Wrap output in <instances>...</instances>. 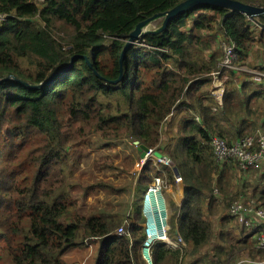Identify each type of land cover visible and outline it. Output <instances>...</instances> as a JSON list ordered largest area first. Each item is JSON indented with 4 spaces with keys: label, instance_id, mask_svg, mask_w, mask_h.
<instances>
[{
    "label": "trees",
    "instance_id": "obj_1",
    "mask_svg": "<svg viewBox=\"0 0 264 264\" xmlns=\"http://www.w3.org/2000/svg\"><path fill=\"white\" fill-rule=\"evenodd\" d=\"M183 1L42 0L38 5L36 0H0V264H63L67 250L85 248L86 243L95 250L92 264H145L139 256L140 206L134 204L128 217L106 211L85 215L71 196L68 176L78 164L73 152L89 144L91 135L131 139L168 159L178 171L183 200L178 208L169 202L179 212L177 221L169 219V233L170 238L180 237L186 249L156 242L153 264H184L186 256L194 258L190 264H199L208 255L206 246L211 260L204 264H234L241 248L248 249V258L264 256L252 248L256 241L238 240L226 231L232 221L225 214L227 204L239 192L247 195V190L264 207V189L251 190L248 179L255 175L260 181L264 171H229L239 177L240 188L232 198L226 195L228 168L215 163L209 138L232 141L225 134L232 136L233 131L223 134L221 121L242 127L248 124L243 115L251 111L249 100L246 105L226 90L221 105L212 97L208 75L217 60L208 57L212 46L207 45H213L209 35L217 33L218 25L245 53L240 56L245 60L251 45L264 50V31L256 35L238 12L195 7L173 18L162 32L139 37L126 52L120 81L113 83L134 28ZM235 1L264 7V0ZM196 31L208 37L201 39ZM73 56L79 58L67 72L46 86L31 88L66 69ZM203 88L207 91L201 93ZM201 96L211 98L210 104L204 106ZM184 107L197 113L201 124L191 115L175 140L163 142L162 123L174 108ZM236 133L243 137L244 128ZM92 167L114 168L107 158L93 161ZM163 169L175 188L172 169ZM155 174L153 163L146 162L134 180V202ZM214 188L224 200L223 211L212 198ZM217 212L224 216L215 232L207 215ZM125 219L130 221V240L115 234Z\"/></svg>",
    "mask_w": 264,
    "mask_h": 264
},
{
    "label": "built area",
    "instance_id": "obj_2",
    "mask_svg": "<svg viewBox=\"0 0 264 264\" xmlns=\"http://www.w3.org/2000/svg\"><path fill=\"white\" fill-rule=\"evenodd\" d=\"M243 15V14H242ZM249 26L256 35L264 31V19H250L245 16ZM3 17L0 16V20ZM212 34V33H211ZM217 40V49L219 56L215 69L208 75L211 77L212 94L215 101L221 105L224 93V86L227 81L234 83H253L257 85L264 84V69L252 68L246 60L240 58L245 53L230 39H227L222 29L212 34ZM134 45V44H133ZM167 52V49H162ZM192 117L196 122L199 118L196 114ZM209 145L213 154L215 163L220 166H226L228 169L246 174L249 171H264V133L256 131L248 136L237 138L228 142L225 138L214 135L209 138ZM154 152L148 149L143 159H139L137 166L141 168L147 161L153 162L157 174L152 182L144 191L141 202L140 212L143 218L141 225L143 229L142 245L139 250V256L145 264H153L152 247L156 242L164 244L168 249L185 250L186 246L180 237L177 241L169 239L170 232L169 219L170 209L167 205V199L164 192L168 190V177L165 170L158 166L170 167L168 159L165 157L155 158ZM174 177V176H173ZM176 187L181 184L179 177H174ZM212 198L217 205L224 203L222 195L218 188H214ZM222 206V205H221ZM230 219L240 225L241 228L254 233L255 249L264 251V208L252 197L239 193L227 204L225 213ZM130 221L125 219L120 226L115 229L117 236L126 237L129 240ZM91 250V245H87ZM71 264H84L83 262ZM234 264H264L262 258H248L247 256L236 260Z\"/></svg>",
    "mask_w": 264,
    "mask_h": 264
},
{
    "label": "rangeland",
    "instance_id": "obj_3",
    "mask_svg": "<svg viewBox=\"0 0 264 264\" xmlns=\"http://www.w3.org/2000/svg\"><path fill=\"white\" fill-rule=\"evenodd\" d=\"M36 1L38 5H40L42 2V0ZM161 23V19L156 20L149 24L146 29H157V27H159ZM215 29L219 32L218 25H215ZM194 33L195 35H199L201 39H205L206 37H208V34L206 32L196 31ZM209 41L212 43L211 38H209ZM207 45L209 46V48L212 46L208 51V57L213 53L214 56L217 57L216 45H214V43L213 45H210L209 43ZM214 106L215 105L213 102V107ZM250 108L254 112V115L251 114V116L247 119L249 125L243 137L258 131L255 129H257V127H263L264 125V108L262 107L260 102H252L250 104ZM175 112V116L171 118L168 117L167 120L161 125L160 135L163 142H166V140L170 138L175 140V138L178 136L179 128L183 127L185 121L191 116V114L187 115L186 113H184V111L181 110H176ZM191 112L195 113L193 111ZM256 114H259V117H257ZM244 116L246 115L244 114ZM199 119L200 121L196 123L201 124V118ZM221 125H223V129L225 131H229L227 130L228 125L225 124L224 121H221ZM225 133L227 132H223V134ZM208 134L210 136L213 135L211 133ZM87 141L89 142V144L85 142V144L81 145V147L77 151L73 152V158L76 159V163L78 164L74 168L73 172L68 176V183L69 185L73 186V188H70V193L72 198H74V200L76 201L79 212L85 215H91L93 213H98L99 211H106L108 213L121 215L118 212H122L126 213L125 216L128 217L133 205H140L141 197L143 195V193L139 194L137 196L138 200L134 202V200L136 199V196H134L133 192L135 188L134 180L137 177L138 172L145 165L144 164L141 168L137 166L141 157V154L138 151L139 146L134 145V142H132L131 139L118 141L102 140L98 135L89 136L87 138ZM154 157L161 158V155L155 153ZM99 158H107L108 163H112L114 168H105L102 171L94 170L92 167V162L98 160ZM158 167L163 169L162 166ZM226 179L232 180V177L229 174L227 175L226 173ZM98 184L102 185L103 187H98ZM181 187L183 188L182 183L179 184L178 188H170L169 186L168 190L164 192V195L167 199V205L170 209L171 218L175 219L176 221L179 216V212L176 211V208L178 207L175 205L176 208H174V206L172 204H169V202H175L179 199L181 195ZM116 189H121V191H115ZM235 192L236 191H232V189L228 187L226 195L231 197ZM219 207L220 208H218V211H223L222 206ZM219 215V212H217L216 214L208 213L207 215V218L213 224V231L215 232L219 231ZM226 230L234 232L236 229L233 230L231 229V226H228ZM231 235L233 238H235L234 233H231ZM168 237L169 239L172 238H170V233L168 234ZM216 237L217 233L214 234V238L212 240H215ZM171 240L177 241V236H174ZM208 248L209 246H206L203 250L204 253L208 254L207 257H204L203 262L199 264H204V262H209V260H211ZM245 249L247 248H241V251ZM84 250H86V257L81 261L80 259L78 261V258L81 256ZM237 250L238 249H236V257L238 258L236 260L246 257V254H244V252H241L239 250L238 253ZM94 252L95 250L93 246L91 250H88L87 247L69 249L65 252L62 261L63 264L78 263L83 261H85L84 264H92ZM1 256L2 252L0 250V257ZM184 258V264H190L194 261V258L192 257L186 256ZM228 258L229 255L227 256V258H223L221 261H225V259L228 260Z\"/></svg>",
    "mask_w": 264,
    "mask_h": 264
},
{
    "label": "crops",
    "instance_id": "obj_4",
    "mask_svg": "<svg viewBox=\"0 0 264 264\" xmlns=\"http://www.w3.org/2000/svg\"><path fill=\"white\" fill-rule=\"evenodd\" d=\"M258 35H260V34H258ZM209 36H212L214 38V42L213 43H214V45H216V53H217L216 60H217V58L219 56V52H218V49H217V40H216V38H215L214 35H209ZM212 55H214V53ZM245 60L249 63L250 66H252V68H259L260 67V68L264 69V50L263 49H260V47L257 46L256 44L251 45L250 50L247 52V55H246ZM225 90L227 92L233 93V95H234V97L236 99H239L242 103H246V105H247V101L249 100V102H248V109L251 112H249V114L246 113L247 118H249L251 116V114L254 115V112L250 108V104L252 102H256V103L260 102V104L264 108V84L263 85H257V84H253V83H247L245 81L244 82H241V83H236V82L234 83L233 81L230 80V81H227L225 83L224 91ZM205 91H207V88H203L200 92L203 93ZM201 98L203 99V105L204 106H206L207 104L208 105L210 104V99L211 98H209V97H206L205 98L204 96H201ZM212 100H213V98H212ZM245 109H246V106L243 107L244 113H245ZM176 110L177 111L178 110L184 111V113H186L187 115L189 114V111L190 112L192 111V110H188L187 107H184V108H174L173 111H172V113L168 117L171 118V117L175 116V113H176L175 111ZM195 114L198 116V118H200V116L197 113H195ZM256 116L259 117V114H256ZM167 118H166V120H167ZM241 119L242 118H239L238 121H240ZM199 121H200V119H199ZM225 124L228 125V127H227L228 129L227 130H229V131H225L223 129V125H222V131L223 132H227V133L233 131V135L232 136H229V135H226L225 134V136L228 137V138H230V139H232V141H233V139L235 140L238 137H240L236 133L237 130L240 131L242 128H244V133H245L247 131V127L249 125V123L247 125H245V126H242V127L241 126L234 125V128H231L230 124H228L226 122H225ZM255 130H258V131L261 130V132L264 133V125H263V127H260V128L257 127V129H255ZM229 171L230 172H234V171L228 169V171L226 172L227 175L230 173ZM242 175H244V174H242ZM231 177H232V180H229V187L232 189V191H236L237 192L239 190V188H240V179L236 175L231 176ZM248 179L250 181V184L252 185V189L251 190L259 191V190L264 189V177H263V179H261L260 181H258L259 177L255 176V175L254 176L248 175ZM182 191H183V189H182ZM236 192L234 194H236ZM246 192H247V195L250 196L247 190H246ZM239 193H242V192H239ZM252 198H254V197L252 196ZM182 200H183V193L180 195V197H179L178 200H176L175 202L173 201V202H174V204L177 207H179L181 205V203H182ZM259 204L262 206V203H259ZM118 213L121 214V215H124V217H126L125 216L126 213H122V212H118ZM223 216H224V213H223L222 216L218 217V224H220V219ZM229 226H231V229H233V230L236 229L234 232H231V231L226 230V231H228L230 233H234L235 239L243 240L244 238H248L249 241H251L252 243L255 242V239L253 238L254 237V233L253 232L250 231V233H249L247 230L241 228L240 225L238 223H236L235 221H233V220L230 222V225ZM252 248L255 249V244L253 245ZM241 252H244V254H248V249L242 250ZM86 255H87L86 254V250H84L82 252L81 256L78 258V261H79V259H80V261L82 259H84L86 257ZM235 258L237 259L238 257H236V255H235Z\"/></svg>",
    "mask_w": 264,
    "mask_h": 264
},
{
    "label": "water",
    "instance_id": "obj_5",
    "mask_svg": "<svg viewBox=\"0 0 264 264\" xmlns=\"http://www.w3.org/2000/svg\"><path fill=\"white\" fill-rule=\"evenodd\" d=\"M213 6V7H219L222 9L227 10L229 13L232 12H238L240 14H243L250 19H264V7L251 5V4H243L241 2L235 1V0H185L172 9L168 10L167 12L155 14L152 17H149L148 19L140 22L134 30L129 34L128 39L125 42L124 48L121 51V54L119 56V76L113 83H118L122 77V63L126 56V52L130 47L134 44V42L139 38L144 36L148 33H160L162 32L168 23L175 17L185 13L186 11H189L195 7L198 6ZM162 20V23L157 29H146L149 24L156 20ZM78 56H73L70 59L69 65L66 69L55 73L48 81L45 83L39 85V86H31L33 89H38L40 87L46 86L50 84L58 75L63 74L67 72L68 69H70L73 65V63L78 59ZM9 79V78H6ZM134 145H138L137 142H134ZM138 151L141 154V158L143 159L144 155L147 153L148 149L143 145H138ZM170 167L172 168V172L174 177H179L177 169L173 166L172 162H169Z\"/></svg>",
    "mask_w": 264,
    "mask_h": 264
},
{
    "label": "clouds",
    "instance_id": "obj_6",
    "mask_svg": "<svg viewBox=\"0 0 264 264\" xmlns=\"http://www.w3.org/2000/svg\"><path fill=\"white\" fill-rule=\"evenodd\" d=\"M194 114V113H193ZM192 115V114H191ZM196 122V121H195ZM154 153H156V152H154ZM161 157H163V156H161ZM141 158V157H140ZM164 158V157H163ZM170 169H172L171 167H169ZM174 176V175H173ZM182 187H181V194L183 193V191H182ZM144 193V192H143ZM140 206V205H139ZM170 217H171V213H170ZM142 225V224H141ZM87 245H88V243H86V247H87ZM90 245V244H89ZM88 249V248H87ZM91 249H92V245H91ZM85 261H83V263H84Z\"/></svg>",
    "mask_w": 264,
    "mask_h": 264
}]
</instances>
